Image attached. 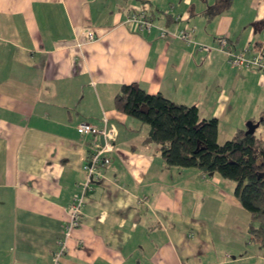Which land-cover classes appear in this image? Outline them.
Listing matches in <instances>:
<instances>
[{
	"label": "crops",
	"instance_id": "crops-1",
	"mask_svg": "<svg viewBox=\"0 0 264 264\" xmlns=\"http://www.w3.org/2000/svg\"><path fill=\"white\" fill-rule=\"evenodd\" d=\"M139 12L148 32L126 22ZM263 26L264 0H0V264H54L85 177L82 122H105L113 147L56 264H264L233 186L166 166L143 142L147 125L112 106L135 83L194 105L216 119L218 143L230 138L262 115L264 75L230 65L216 40L249 58L264 53ZM183 28L191 43L175 37ZM254 131L264 137V126Z\"/></svg>",
	"mask_w": 264,
	"mask_h": 264
},
{
	"label": "trees",
	"instance_id": "trees-1",
	"mask_svg": "<svg viewBox=\"0 0 264 264\" xmlns=\"http://www.w3.org/2000/svg\"><path fill=\"white\" fill-rule=\"evenodd\" d=\"M229 2L224 0V5ZM112 106L147 125L143 142L153 144L166 166L195 168L231 180L233 197L248 214L247 240L264 257L263 136L238 129L218 143L216 119L199 118L194 105L174 103L160 93L148 94L135 83L120 85L112 98ZM252 122L264 126V111Z\"/></svg>",
	"mask_w": 264,
	"mask_h": 264
},
{
	"label": "built area",
	"instance_id": "built-area-1",
	"mask_svg": "<svg viewBox=\"0 0 264 264\" xmlns=\"http://www.w3.org/2000/svg\"><path fill=\"white\" fill-rule=\"evenodd\" d=\"M126 22L133 25V29L139 32H148L152 27V21L148 19L143 12L133 13L128 16ZM191 32L183 28L175 34V37L184 43H191ZM167 33L163 29H159V35L164 36ZM87 40L94 39L92 31H87ZM168 35V34H167ZM218 49L223 52L227 62L232 66L244 68L246 70H257L264 75V53L259 51L253 56L247 58L241 52L235 53L229 47L228 40L225 37H219L217 40ZM260 46H264V26L261 30ZM197 48L203 49L204 45L197 44ZM79 135L90 134L89 154L82 163V170L85 174L83 182L79 185L78 190L74 193L68 207L66 209V221L63 225L62 236L57 240L56 247L53 251L54 264L58 262L61 255L66 249V240L70 236L72 229L77 227L80 222V209L84 203L85 196L91 188V183L99 177L97 168L102 165V156L104 153L112 150L111 143L113 137L112 129H108L105 122L101 127L92 126L88 123H78L75 127ZM101 138V142H100Z\"/></svg>",
	"mask_w": 264,
	"mask_h": 264
},
{
	"label": "rangeland",
	"instance_id": "rangeland-1",
	"mask_svg": "<svg viewBox=\"0 0 264 264\" xmlns=\"http://www.w3.org/2000/svg\"><path fill=\"white\" fill-rule=\"evenodd\" d=\"M137 6V10H142V9H146L147 7H146V5L145 4H141V3H139L138 2V5H136ZM240 6V5H239ZM143 127H145V125H143ZM258 130H256V132H257ZM223 142V141H222ZM221 143V142H220ZM219 179H221L223 182H222V184H221V186H223V185H226L225 184V182H227L228 183V185H227V187H232V186H234V183L231 181V180H227V179H224V178H219ZM207 199H210V198H207ZM213 202H215V201H213ZM207 203H208V201H207ZM215 208V207H214ZM220 211L221 212H224L223 210H221V208H220ZM217 212H219V211H217ZM244 212V211H243ZM245 213V215H247V213L246 212H244ZM230 216H231V213H230Z\"/></svg>",
	"mask_w": 264,
	"mask_h": 264
},
{
	"label": "water",
	"instance_id": "water-1",
	"mask_svg": "<svg viewBox=\"0 0 264 264\" xmlns=\"http://www.w3.org/2000/svg\"><path fill=\"white\" fill-rule=\"evenodd\" d=\"M258 123L255 122L253 123L252 121H246L244 126H245V130H244V133H253L254 129L257 127ZM101 138H100V142H101Z\"/></svg>",
	"mask_w": 264,
	"mask_h": 264
}]
</instances>
